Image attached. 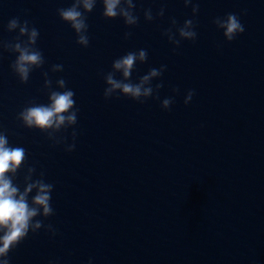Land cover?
I'll return each mask as SVG.
<instances>
[{"label": "clouds", "instance_id": "1", "mask_svg": "<svg viewBox=\"0 0 264 264\" xmlns=\"http://www.w3.org/2000/svg\"><path fill=\"white\" fill-rule=\"evenodd\" d=\"M97 0H73L70 7L57 9L61 21L67 23L76 34V43L82 47H88L90 40L88 36L87 14L91 13ZM185 7L192 6V14L195 16L199 11V4L193 3V0H183ZM103 17L108 20L120 18L125 26L134 27L139 22V17L134 14L136 7L134 0H102ZM157 16L164 15V9L161 8ZM144 19L152 21L154 19L151 9L144 11ZM218 30H223L225 41L231 42L238 35L245 31L240 18L235 13H228L224 17H216L212 21ZM172 27L166 29L163 35L168 41L179 47L181 41H195L197 32L196 24L193 19H187L182 26H177V21L171 20ZM175 28V31H173ZM18 30L15 42L0 41V47L5 51L15 53L16 59L10 65L13 73L19 78L21 83H27L30 73L34 69L41 68L44 63L43 53L36 48L39 38V30L30 26L28 20L21 21L19 17L10 19L7 23V31ZM132 35L131 32H125L124 38ZM26 37V39H21ZM175 50V49H174ZM148 59L146 49L130 51L125 55L115 59L111 66V71L103 74L106 87L104 89V98L110 99L115 94L128 97L138 103H145L149 98L159 99L158 92L163 88V83L152 86V81L163 75L167 66L161 65L160 68H151L146 74L139 77L138 82H132V73L136 69L137 63L143 64ZM63 71L62 64H55L51 67V72L57 73ZM119 73V79L116 74ZM44 88L48 91V103L38 104L29 102L18 114L17 119L28 129H37L47 134L53 144L64 142L63 137H57L61 130H67L77 124L75 92L66 87V81L63 78L56 80V86L62 91L53 90V81L49 78L48 72L43 73ZM174 93H178V88H173ZM195 95L194 90H189L184 97L185 105L189 104ZM174 103L173 97H167L161 101V108L169 110ZM76 131L73 130L72 138L75 141ZM75 149V143L67 145L65 151L72 152ZM27 152L23 147L11 146L7 135L0 131V264H10L9 253L15 249L29 234L36 233L42 227L56 234L55 228L51 225H44L43 219L54 215V209L51 205V193L54 185L46 183L43 179L44 173L39 174L40 178L33 179L36 172L35 167H28L24 175V187L21 188L14 183L15 177L20 169L25 165ZM35 192L29 200L31 193ZM91 264V261H89Z\"/></svg>", "mask_w": 264, "mask_h": 264}]
</instances>
